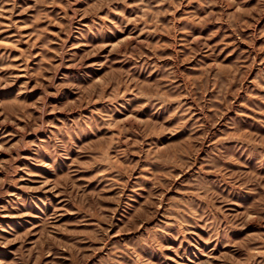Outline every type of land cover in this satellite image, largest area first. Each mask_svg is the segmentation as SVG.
<instances>
[{"label": "rangeland", "instance_id": "1", "mask_svg": "<svg viewBox=\"0 0 264 264\" xmlns=\"http://www.w3.org/2000/svg\"><path fill=\"white\" fill-rule=\"evenodd\" d=\"M0 264H264V0H0Z\"/></svg>", "mask_w": 264, "mask_h": 264}]
</instances>
